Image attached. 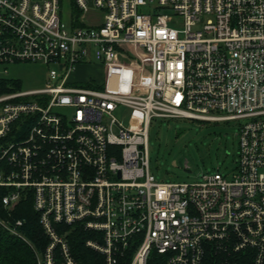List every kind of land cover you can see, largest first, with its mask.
Masks as SVG:
<instances>
[{
	"label": "built area",
	"instance_id": "2783aa9c",
	"mask_svg": "<svg viewBox=\"0 0 264 264\" xmlns=\"http://www.w3.org/2000/svg\"><path fill=\"white\" fill-rule=\"evenodd\" d=\"M0 0V67L43 63L38 90L0 97L6 209L28 192L50 244L38 264H78L60 226L92 233L104 264H264V0ZM102 75L80 79L81 70ZM82 68V69H81ZM12 89V88H8ZM142 114L127 128L115 112ZM154 119L239 125L231 177L163 182L149 170ZM0 225L20 235L0 219ZM138 241V240H137Z\"/></svg>",
	"mask_w": 264,
	"mask_h": 264
},
{
	"label": "rangeland",
	"instance_id": "374dc122",
	"mask_svg": "<svg viewBox=\"0 0 264 264\" xmlns=\"http://www.w3.org/2000/svg\"><path fill=\"white\" fill-rule=\"evenodd\" d=\"M73 4V0L62 3V20L68 27ZM4 69L0 67V97L11 90L42 89L49 80V68L43 63L9 64L6 71ZM91 74L100 77L101 68H85L78 78L84 79ZM115 115L129 129L142 126V114L134 110L122 107ZM238 148L236 121L200 123L188 119H154L149 126V170L158 181L193 183L199 181L202 174L216 170L229 178L238 161Z\"/></svg>",
	"mask_w": 264,
	"mask_h": 264
},
{
	"label": "trees",
	"instance_id": "16d2710c",
	"mask_svg": "<svg viewBox=\"0 0 264 264\" xmlns=\"http://www.w3.org/2000/svg\"><path fill=\"white\" fill-rule=\"evenodd\" d=\"M18 87L20 84L16 83ZM8 192L5 187H0V219L14 226L17 220L22 225L17 227L20 235H14L0 225V264H38L37 253L43 254L50 244L39 221V215L34 209L31 193L23 195L19 202L11 209H6L2 198ZM59 234L68 239L73 259L78 264H104V257L86 246L92 233L84 228L75 226H60ZM138 240V241H137ZM139 244V237L131 239L128 251L120 259V264H130ZM65 260L60 253V245L55 248L54 264H64ZM163 258L156 251H152L147 264H162ZM208 264H219L214 255H209Z\"/></svg>",
	"mask_w": 264,
	"mask_h": 264
}]
</instances>
